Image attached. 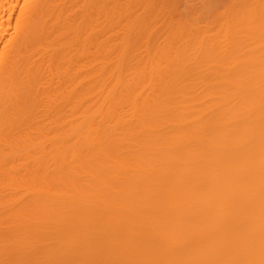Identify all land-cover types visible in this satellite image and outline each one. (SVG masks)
Segmentation results:
<instances>
[{
	"label": "bare ground",
	"instance_id": "obj_1",
	"mask_svg": "<svg viewBox=\"0 0 264 264\" xmlns=\"http://www.w3.org/2000/svg\"><path fill=\"white\" fill-rule=\"evenodd\" d=\"M0 264H264V0H0Z\"/></svg>",
	"mask_w": 264,
	"mask_h": 264
},
{
	"label": "rangeland",
	"instance_id": "obj_2",
	"mask_svg": "<svg viewBox=\"0 0 264 264\" xmlns=\"http://www.w3.org/2000/svg\"><path fill=\"white\" fill-rule=\"evenodd\" d=\"M192 1H195V0H192Z\"/></svg>",
	"mask_w": 264,
	"mask_h": 264
}]
</instances>
